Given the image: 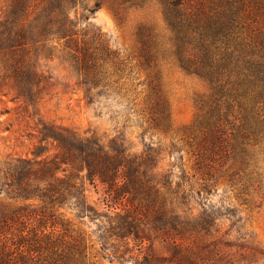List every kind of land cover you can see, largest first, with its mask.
Here are the masks:
<instances>
[{
    "label": "trees",
    "instance_id": "16d2710c",
    "mask_svg": "<svg viewBox=\"0 0 264 264\" xmlns=\"http://www.w3.org/2000/svg\"><path fill=\"white\" fill-rule=\"evenodd\" d=\"M90 2L2 0L0 101L19 102L34 142L29 154L0 160V264H94L93 239L65 208L97 220L94 239L116 264H264L250 215L206 195L207 181L229 168L243 194L235 195L237 204L264 209V0ZM150 2L161 8L166 34L161 40L151 25L138 29L140 63L151 66L167 55L206 86L183 137L191 174L174 143L144 141L132 150L120 134L103 139L38 112L54 84L43 61L53 56L88 102L132 100L125 84L131 66L90 16L103 3L118 12ZM148 109L149 126L168 129L167 103L157 97ZM165 154L179 174L159 169ZM195 176L202 180L197 188ZM95 180L109 212L85 197V181Z\"/></svg>",
    "mask_w": 264,
    "mask_h": 264
},
{
    "label": "rangeland",
    "instance_id": "374dc122",
    "mask_svg": "<svg viewBox=\"0 0 264 264\" xmlns=\"http://www.w3.org/2000/svg\"><path fill=\"white\" fill-rule=\"evenodd\" d=\"M1 4L2 0L0 6ZM90 20L107 34L112 45L129 62L132 70L125 78V84L131 89L132 100L128 102L110 97L88 102L76 85L74 76L59 61L58 56H53L43 61L52 75L54 84L39 101V114L58 124L94 132L103 139L120 134L125 137L132 150H140L144 141L162 146L174 143L181 148V167L186 174H191L194 171L192 158L186 152L183 137L197 112L195 98L206 92V86L197 78L181 71L167 55L151 66L141 64L138 56L140 44L137 41V31L142 25H151L162 36L161 40H165L166 29L161 8L157 3L150 2L141 8H125L116 12L103 3L90 16ZM157 97L167 103L169 110V127L165 130L149 126L148 107ZM2 98L0 110L6 107L8 111L0 113V160L8 155L29 154L34 138L28 137L26 131L31 120L17 107L18 101L10 100L9 97ZM174 154L177 155L176 152ZM173 161L174 157L170 158L165 154L159 162V169H170L179 174V168L171 165ZM223 170L224 173L221 172L216 179L207 181L212 188L210 193L206 194L208 200L217 204H234L243 214H249L256 235L264 244V209L253 208L249 211L245 209V205L237 204L235 195L243 194L239 193L229 180L231 169ZM192 183L197 188L202 184V180L195 176ZM84 192L87 201L97 211L109 212L112 209L107 205L108 198L99 181H85ZM0 198H3L2 194ZM63 212L72 219L75 226L90 234L93 239L91 260L94 264H116V261H111L108 256L109 250H101L99 243L94 239L97 220H91L87 216L78 218L69 208H65Z\"/></svg>",
    "mask_w": 264,
    "mask_h": 264
}]
</instances>
